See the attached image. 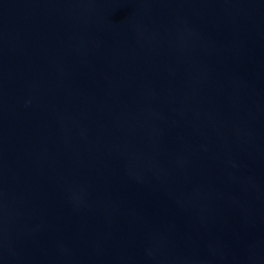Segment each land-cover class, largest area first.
<instances>
[{
    "label": "water",
    "instance_id": "95a60500",
    "mask_svg": "<svg viewBox=\"0 0 264 264\" xmlns=\"http://www.w3.org/2000/svg\"><path fill=\"white\" fill-rule=\"evenodd\" d=\"M0 264H264V0H0Z\"/></svg>",
    "mask_w": 264,
    "mask_h": 264
}]
</instances>
